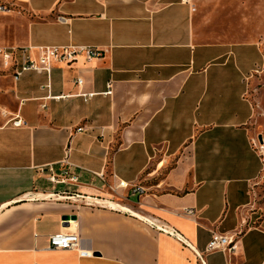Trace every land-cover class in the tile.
I'll use <instances>...</instances> for the list:
<instances>
[{
    "label": "crops",
    "instance_id": "1",
    "mask_svg": "<svg viewBox=\"0 0 264 264\" xmlns=\"http://www.w3.org/2000/svg\"><path fill=\"white\" fill-rule=\"evenodd\" d=\"M211 2L0 0V47L107 52L0 70V264H264V34Z\"/></svg>",
    "mask_w": 264,
    "mask_h": 264
},
{
    "label": "built area",
    "instance_id": "2",
    "mask_svg": "<svg viewBox=\"0 0 264 264\" xmlns=\"http://www.w3.org/2000/svg\"><path fill=\"white\" fill-rule=\"evenodd\" d=\"M7 11V8L0 7V12ZM107 52L105 50L88 47V46H52V47H16L5 48L0 47V70L11 73L15 82H19L22 76L26 73L42 74L44 72H51L53 66L56 64H66L68 66L76 63L80 58H84L86 62L94 60H102L105 58ZM82 80L78 79V84H82ZM15 127H21L23 122L19 118H14L8 122ZM84 131L79 128L77 132ZM68 163V162H66ZM69 175V171L63 172L62 180L51 177L54 183H65V178ZM77 180V178H73ZM119 189L130 190L133 195L141 194L144 189L137 186H129L128 183L120 181L118 183ZM176 235V234H175ZM179 241L182 237L176 235ZM81 240L78 235L74 233H59L52 235L49 239V249L52 250H71L79 249ZM237 250L236 237L214 235L207 246V252L224 251L229 254H234ZM81 256L90 255L87 252L79 251Z\"/></svg>",
    "mask_w": 264,
    "mask_h": 264
},
{
    "label": "rangeland",
    "instance_id": "3",
    "mask_svg": "<svg viewBox=\"0 0 264 264\" xmlns=\"http://www.w3.org/2000/svg\"><path fill=\"white\" fill-rule=\"evenodd\" d=\"M199 2L201 3V1ZM211 5L215 8L214 11L217 12V14L218 11L221 15L227 14V19H229L228 14L233 12L230 6L235 5V9L242 6L241 17L243 19L257 17L258 23L256 26H258V31L260 34H264V0H212ZM220 14L217 16L219 20L222 21Z\"/></svg>",
    "mask_w": 264,
    "mask_h": 264
},
{
    "label": "water",
    "instance_id": "4",
    "mask_svg": "<svg viewBox=\"0 0 264 264\" xmlns=\"http://www.w3.org/2000/svg\"><path fill=\"white\" fill-rule=\"evenodd\" d=\"M261 139V138H260Z\"/></svg>",
    "mask_w": 264,
    "mask_h": 264
}]
</instances>
